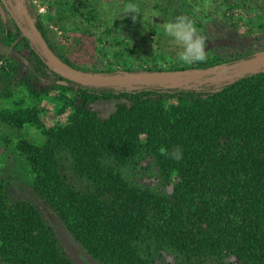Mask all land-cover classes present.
<instances>
[{
	"label": "trees",
	"instance_id": "trees-1",
	"mask_svg": "<svg viewBox=\"0 0 264 264\" xmlns=\"http://www.w3.org/2000/svg\"><path fill=\"white\" fill-rule=\"evenodd\" d=\"M84 1L87 7L83 0L48 4L66 44L51 38L28 6L49 51L78 72L207 69L241 56L122 68L130 56L110 45L111 28L97 32L99 12ZM78 16L83 25L76 24ZM0 46L2 84H22L40 99L47 92L41 79L49 78L58 112L70 110L63 126L46 128L36 107L1 110L0 121L31 124L44 136L42 144L22 138L16 147L30 167L34 193L74 249L62 246L34 202L13 200L1 178V262L75 264L83 255L94 264H158L165 251L178 264H226L231 254L243 264H264L263 68L196 87L97 86L59 75L10 17L4 22L0 16ZM176 148L183 152L179 161L169 155ZM147 157L164 183L174 175L171 193L130 182L124 171Z\"/></svg>",
	"mask_w": 264,
	"mask_h": 264
},
{
	"label": "rangeland",
	"instance_id": "rangeland-1",
	"mask_svg": "<svg viewBox=\"0 0 264 264\" xmlns=\"http://www.w3.org/2000/svg\"><path fill=\"white\" fill-rule=\"evenodd\" d=\"M21 0H3L7 17L17 23L21 31H24L31 42L40 49L37 36L28 32V25L24 13L20 7ZM28 12V6L35 11V16L41 18L47 27L48 35L59 43H65L62 38L65 33L60 29L48 15L53 14V9L48 4L52 0H22ZM58 1V0H57ZM76 1V0H75ZM98 10L100 20L97 22L98 33L112 29L108 36V42L114 49L122 48L127 58L126 63L121 67L144 68L146 66L166 69L170 64L185 62L178 58L182 50L177 43L165 33V26L174 23L179 19L190 22L195 29V36L204 42V58L211 55H241L232 62L214 67L215 73L205 71L201 76H194L188 85L196 87L202 83H214L226 79H232L248 70L264 69V66L247 64L232 69L217 71L227 64L255 57L264 61V0H88ZM87 7L88 3L83 0ZM84 10V9H83ZM29 13V12H28ZM30 15V14H29ZM259 16H263L262 19ZM31 17V16H30ZM6 19L3 20L6 22ZM32 21L34 19L31 17ZM81 17L75 18L76 24H81ZM72 22V21H71ZM68 22L67 26H72ZM235 25H232V24ZM262 24L263 27H259ZM77 31L75 32V34ZM125 46H127L125 48ZM134 50V52L132 51ZM5 49L0 46V56ZM246 54L251 56L245 57ZM102 60L101 56L96 58ZM147 60V61H143ZM66 67V66H65ZM158 71V70H154ZM162 71V70H159ZM165 71V70H164ZM140 72H150L143 71ZM76 76L75 73L69 72ZM130 74L120 71L116 75ZM82 79L91 77H107L110 75L102 73L85 72L78 74ZM159 80L152 77L147 81L127 82L128 85L143 83L169 82L180 84L184 82L178 78ZM42 86L47 90L40 99L30 96L27 88L22 84H2L0 82V111L12 110L18 106L23 108L36 107L38 116L46 128L54 125H65L68 122L69 109L62 114L58 112V106L53 101L57 91L52 87V80L41 79ZM11 91L10 96L5 92ZM25 138L33 144H42L45 141L40 130L35 126L24 123L22 127L16 128L0 121V179L7 182V190L13 200L27 199L35 203L41 211L45 221L50 223L56 230V236L64 248H72L68 242V236L64 227L61 226L55 215L42 203L32 188V174L27 160L17 150V142ZM130 182L142 186L153 187L157 191L166 193L172 192L174 175L169 182L164 183L159 175V169L154 165L152 158H146L139 162L137 167L124 171ZM56 219V220H55ZM69 250V249H67ZM71 250H74L73 248ZM158 264H178L175 256L162 252ZM80 259H74L75 264H94L87 257L80 255ZM226 264H243L234 255L225 258ZM0 264H4L0 261Z\"/></svg>",
	"mask_w": 264,
	"mask_h": 264
},
{
	"label": "water",
	"instance_id": "water-1",
	"mask_svg": "<svg viewBox=\"0 0 264 264\" xmlns=\"http://www.w3.org/2000/svg\"><path fill=\"white\" fill-rule=\"evenodd\" d=\"M20 7L24 13L27 25H28V32H33L39 41V46H40V51L42 52V54L46 57L47 59V63L52 66V68H54V70L61 75L62 77L65 78H70V79H74L80 82H84L87 84H91V85H111V86H120V85H126V86H131L128 85L127 82L129 81H133V82H139V81H147L152 77H157L159 75H167L168 77H173V78H178L180 80H183L184 82L180 83V84H184V83H188L185 81L190 80L192 77L194 76H201L204 75L206 72L205 71H209L212 73H215L216 70H214L213 68H207V69H192V70H174V71H150V72H134V73H130V74H121V75H110L107 77H91L89 79H82L78 74L79 72L66 66L64 63L60 62L47 48L46 42L44 40V37L42 36L41 32L38 30V28L36 27V25L34 24V22L32 21L29 13L27 12L23 1H20ZM0 16L3 20L6 19V12L4 10V8L2 7V5L0 4ZM50 55L54 56L55 59L58 60V62H60L63 66L53 62L50 59ZM247 64H255L258 66H264V61H259L257 60V58L255 57H251V58H247V59H242L230 64H227L225 66H222V68L219 71L222 70H226V69H232V68H236L239 66H243V65H247ZM66 66V67H65ZM73 72L76 74V76L71 75L69 72ZM61 83H66L65 81H59ZM158 84L161 85H165V86H169V85H180V84H171L169 82H158Z\"/></svg>",
	"mask_w": 264,
	"mask_h": 264
},
{
	"label": "clouds",
	"instance_id": "clouds-1",
	"mask_svg": "<svg viewBox=\"0 0 264 264\" xmlns=\"http://www.w3.org/2000/svg\"><path fill=\"white\" fill-rule=\"evenodd\" d=\"M165 33L171 37L182 49L178 58L187 63L204 60V42L195 36V29L190 22L179 19L174 23L165 26ZM172 159L179 161L182 158V149L176 148L169 153Z\"/></svg>",
	"mask_w": 264,
	"mask_h": 264
},
{
	"label": "bare ground",
	"instance_id": "bare-ground-1",
	"mask_svg": "<svg viewBox=\"0 0 264 264\" xmlns=\"http://www.w3.org/2000/svg\"><path fill=\"white\" fill-rule=\"evenodd\" d=\"M50 59H51L53 62H55V63H57V64L63 66L60 62H58L57 59L54 58V56L50 55ZM257 60H259V59H257ZM261 61H263V60H261ZM158 78H159V80H163V79H165V80H167V81L171 80V79H170L171 77H168L167 75H159Z\"/></svg>",
	"mask_w": 264,
	"mask_h": 264
}]
</instances>
